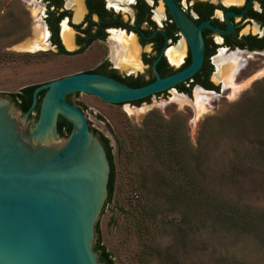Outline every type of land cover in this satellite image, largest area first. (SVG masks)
Listing matches in <instances>:
<instances>
[{
	"label": "rangeland",
	"instance_id": "1",
	"mask_svg": "<svg viewBox=\"0 0 264 264\" xmlns=\"http://www.w3.org/2000/svg\"><path fill=\"white\" fill-rule=\"evenodd\" d=\"M33 6L44 26L38 2L28 9L24 0H0V94L94 67L105 51L99 45L80 55L49 46L19 50L33 37ZM178 42L183 47V37ZM263 60L239 70L226 92L223 83L216 92L226 98L214 95L204 114L191 106L199 88L189 98L171 89L122 104L67 95L109 140L113 189L98 228L114 264H264ZM160 120L172 129L156 125ZM173 131L174 145L157 140Z\"/></svg>",
	"mask_w": 264,
	"mask_h": 264
},
{
	"label": "water",
	"instance_id": "2",
	"mask_svg": "<svg viewBox=\"0 0 264 264\" xmlns=\"http://www.w3.org/2000/svg\"><path fill=\"white\" fill-rule=\"evenodd\" d=\"M166 2L190 49L185 68L164 77L155 71L153 81L138 87L100 73H70L37 84L25 111L0 94V264H104L94 243L108 197L110 162L84 110L67 95L82 92L122 104L193 76L203 61L201 28L224 33L232 24L226 30L206 21L195 25L173 0ZM245 54L262 57L264 50ZM59 117L70 124L68 134L59 132Z\"/></svg>",
	"mask_w": 264,
	"mask_h": 264
},
{
	"label": "flooded vegetation",
	"instance_id": "3",
	"mask_svg": "<svg viewBox=\"0 0 264 264\" xmlns=\"http://www.w3.org/2000/svg\"><path fill=\"white\" fill-rule=\"evenodd\" d=\"M24 1L29 9L31 0ZM34 1L42 6L40 20L47 32L46 42L49 47H54L57 53L80 55L98 45L105 50L94 67L82 68L77 72L100 73L128 86L138 87L153 81L156 78L155 71L164 77L185 68L191 61L186 38L170 12L166 0ZM173 2L195 25L206 21L219 30H226L231 23L232 29L221 33L202 27L204 53L199 70L190 78L163 92L167 93L173 89L176 94L189 98L196 88L220 91L223 81L219 80L215 84L211 76L215 69L213 58L221 50L224 55L264 50V0H173ZM228 12L230 14H227ZM64 20L72 30L71 48H68L62 39ZM117 30L125 36L135 38L138 50L137 66H124L114 59L118 45L113 39V31ZM179 37H183L185 41L183 51L170 54L169 50L179 43ZM263 59L264 56L256 55L253 60L247 62V68L251 63L260 65L258 61ZM235 69L237 67L233 69L229 67V72L235 73ZM229 89L230 87L226 85L223 91Z\"/></svg>",
	"mask_w": 264,
	"mask_h": 264
},
{
	"label": "bare ground",
	"instance_id": "4",
	"mask_svg": "<svg viewBox=\"0 0 264 264\" xmlns=\"http://www.w3.org/2000/svg\"><path fill=\"white\" fill-rule=\"evenodd\" d=\"M35 6L31 8L32 15L35 18L34 19L35 25L33 26V37L25 39L24 41L17 44L18 49L21 51L32 52L38 49H45L49 46L48 43L46 42L47 32L45 30V27L42 24L38 23L39 10L37 9V7L35 8ZM113 33H114L113 39L116 40L115 42L118 45V50L114 56V59L116 58L118 60L117 62L120 61V63L123 64L124 66H133V67L137 66L136 59H137L138 50L134 41L135 38L133 39L132 36H125L122 32H120V30L113 31ZM72 35H73L72 30L66 25V22L64 20L62 22V39L68 48L72 47ZM181 51H183V47L180 45L175 46L174 48L169 50L170 54L171 53L173 54V52L180 53ZM179 56L181 57L182 54H180ZM255 56L256 55H252V54L247 55L241 52H234L229 55H224L221 50L220 53L216 55V57L214 58V64L216 70L214 71L215 75L213 76L214 81L218 82L219 80H222L223 83H225L226 85L228 84L232 85L233 83H236L235 78L238 75L239 70L245 69V67H247V62L250 61L251 59L253 60ZM229 67H232V69L237 67V69H235V73H231V71L229 72ZM260 74L263 75L264 70ZM229 76H232V79ZM237 93L238 90H236L235 93L230 94L231 96L229 97L234 99L236 98ZM214 95L215 94L213 93L203 90L199 91L196 89V91L194 92V98L196 100V103H191V106L193 108L195 106L197 107V112H198L197 114H204L211 107V100L213 99ZM215 96L217 97V95ZM173 99L175 103L182 102L186 104L187 102L186 99H182L181 96L178 95H174Z\"/></svg>",
	"mask_w": 264,
	"mask_h": 264
},
{
	"label": "trees",
	"instance_id": "5",
	"mask_svg": "<svg viewBox=\"0 0 264 264\" xmlns=\"http://www.w3.org/2000/svg\"><path fill=\"white\" fill-rule=\"evenodd\" d=\"M36 85H31V86H26L23 87L19 92L16 93H10V97L11 99L16 103V105L22 110L25 111L30 103H31V94H32V90ZM43 94V91L40 92L39 97H38V103L37 106L35 108L36 111H38V107H39V102H40V98ZM68 100H70L69 98H67ZM144 99H140L138 101H142ZM156 125L160 126H164V127H169V129L172 127H170V123L168 122H162L161 120L157 123H155ZM90 127V126H89ZM70 124L64 120L63 118L59 117L58 119V129L59 132L61 134H68L70 131ZM90 129L98 135V137L100 138L101 142L103 143V145L105 146L106 152H107V156L110 162V173H109V180H108V199L107 202L110 201V196L112 193V189H113V178H114V167L112 164V155H111V150H110V145H109V140L107 137H105L101 132L97 131L96 129L90 127ZM157 140H159L161 143L162 142H166V144L168 145L169 143L171 144H175V140H176V132H166V134L164 135H159L157 136ZM168 155H170L172 158L177 157L178 155L171 151ZM176 162V159H173ZM222 212H225V208L221 207ZM224 214V213H223ZM98 223L99 221H97L96 223V239H95V243H94V249L98 252L99 255V260L102 261L104 264H114V261L112 259L111 254L106 250V248L104 247V245L101 244L100 241V231L98 228Z\"/></svg>",
	"mask_w": 264,
	"mask_h": 264
}]
</instances>
